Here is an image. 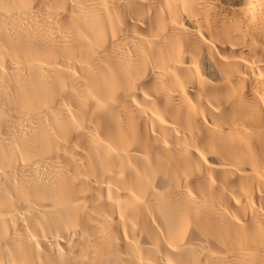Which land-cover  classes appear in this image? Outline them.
I'll return each instance as SVG.
<instances>
[{"label": "bare ground", "instance_id": "obj_1", "mask_svg": "<svg viewBox=\"0 0 264 264\" xmlns=\"http://www.w3.org/2000/svg\"><path fill=\"white\" fill-rule=\"evenodd\" d=\"M0 264H264V0H0Z\"/></svg>", "mask_w": 264, "mask_h": 264}]
</instances>
